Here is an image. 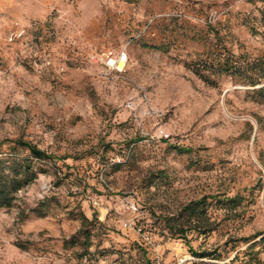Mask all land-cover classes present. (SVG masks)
Here are the masks:
<instances>
[{
  "label": "rangeland",
  "instance_id": "374dc122",
  "mask_svg": "<svg viewBox=\"0 0 264 264\" xmlns=\"http://www.w3.org/2000/svg\"><path fill=\"white\" fill-rule=\"evenodd\" d=\"M212 44L263 56L264 0H0V149L51 156L0 207V264H264V102L195 72Z\"/></svg>",
  "mask_w": 264,
  "mask_h": 264
},
{
  "label": "trees",
  "instance_id": "16d2710c",
  "mask_svg": "<svg viewBox=\"0 0 264 264\" xmlns=\"http://www.w3.org/2000/svg\"><path fill=\"white\" fill-rule=\"evenodd\" d=\"M150 47L167 51L165 46L163 48L161 46ZM195 63V72L208 83L214 85L213 77L216 75L230 76L236 81L250 86L246 90L248 95L255 100L264 102V55L254 60H242L230 48H218L216 44H212L206 55L200 57ZM17 146L27 151V157L22 158L15 152ZM3 154L0 149V207L9 208L14 205L16 195L20 190L31 184L39 173L46 172L43 164L36 165L33 159L41 163L47 162L51 156L36 145L23 140H16L15 146H12L6 155ZM183 210L185 217L179 223V228L173 233H179L181 237L186 239L185 233L188 229L197 231V229L204 227L208 220L202 198L190 201L183 207ZM209 230L211 228L202 230L200 233H206Z\"/></svg>",
  "mask_w": 264,
  "mask_h": 264
},
{
  "label": "built area",
  "instance_id": "2783aa9c",
  "mask_svg": "<svg viewBox=\"0 0 264 264\" xmlns=\"http://www.w3.org/2000/svg\"><path fill=\"white\" fill-rule=\"evenodd\" d=\"M120 70V69H119ZM121 203L124 207V212H127L130 214V217L124 220L123 227L124 228H137V222L140 218L143 217V209L141 205L132 197H122L120 198ZM94 204H97V202H94Z\"/></svg>",
  "mask_w": 264,
  "mask_h": 264
},
{
  "label": "bare ground",
  "instance_id": "6f19581e",
  "mask_svg": "<svg viewBox=\"0 0 264 264\" xmlns=\"http://www.w3.org/2000/svg\"><path fill=\"white\" fill-rule=\"evenodd\" d=\"M124 67H125L124 59L123 58H119L117 60V68L120 69V70H123Z\"/></svg>",
  "mask_w": 264,
  "mask_h": 264
}]
</instances>
